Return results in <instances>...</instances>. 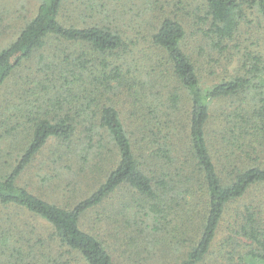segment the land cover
Here are the masks:
<instances>
[{
  "label": "trees",
  "instance_id": "trees-1",
  "mask_svg": "<svg viewBox=\"0 0 264 264\" xmlns=\"http://www.w3.org/2000/svg\"><path fill=\"white\" fill-rule=\"evenodd\" d=\"M196 1L189 14L178 10L182 18L150 9L142 44L108 22L67 25V0H39L0 51L1 91L52 39L88 48L47 71L43 105L24 111L29 141L0 173V214L43 219L51 240L17 237L0 224V264H117L100 233L113 225L135 240L134 264H264V0ZM183 17L195 20L190 30ZM209 60L211 82L203 75ZM227 60L232 71L219 74ZM1 125L0 146L12 132ZM48 143L74 178L93 181L79 189L71 176L73 204L19 182ZM91 212L94 232L82 223ZM158 244L167 254L157 258Z\"/></svg>",
  "mask_w": 264,
  "mask_h": 264
},
{
  "label": "rangeland",
  "instance_id": "rangeland-1",
  "mask_svg": "<svg viewBox=\"0 0 264 264\" xmlns=\"http://www.w3.org/2000/svg\"><path fill=\"white\" fill-rule=\"evenodd\" d=\"M183 1L187 2V4H182L179 0H162V2L158 0H67V7L62 15V22L67 25H83L86 24L84 20L88 23L97 20L108 22L107 24L119 25L126 28L136 38H142L141 42L144 44V40H147L149 37V28L143 30L142 27L146 24V13L150 9H152V11L150 10V14L153 12L161 14L172 11L174 12L172 13L173 16L182 18L180 15L181 11L178 10L185 8L188 10L187 14H189L198 4L196 0ZM89 5L93 7V12ZM38 7L39 0H0V51L17 38L26 23L36 15ZM106 9L116 11L119 14V19L112 20ZM183 18H185V26L190 30L189 26L195 20L188 17ZM193 41V36H190L188 40L190 46L193 44ZM84 49L88 48L74 42L52 39L46 48L25 62L23 66L14 72L12 78L3 85L0 91V121L4 126L1 125V127L5 130H12L11 134L6 136L5 144H1L0 146V173L3 175L12 169L18 160L17 157L21 156L22 149L29 141L30 131L27 129L29 128V124L25 121L28 113L25 115L24 111L27 109L34 111L38 105H43L45 99L43 102H41V99L45 87L50 85L48 78H46L47 71L51 69L50 67L53 69L64 56L68 59V53L75 57ZM49 60H51L52 65H44ZM211 62V60L207 62L206 71L203 74L206 81L211 80L212 77H207L208 73L215 69L212 67L213 63ZM232 69L233 66H230L227 60L226 65L220 66L221 71L219 74L223 72L227 73V71H232ZM52 82L54 83V81ZM51 87L53 89V84ZM23 122L27 123V127L21 128ZM18 124L20 126L15 129ZM4 129L1 128V131L4 132ZM54 147L55 143H48L31 165L23 172L19 182L35 194L49 201L60 205L73 204V202L79 199V195L75 191L77 187L76 183L70 179L72 175L68 171V158L58 161L59 157L58 154H54ZM74 179L79 181L76 178ZM88 182L93 181L89 180L86 182L85 179L79 181V189H86V183ZM112 202L120 201H118L116 196V200L113 199ZM109 207L111 209L115 208ZM96 221V214L94 212L87 213L82 221L83 227L94 232L93 227L95 226L96 228ZM25 223L29 226L21 227ZM0 224H4V226L9 224L8 226L12 227V231L17 237L26 231L29 234L30 240H51L49 237L51 229L47 225V222L39 217L27 215L16 209H11L6 213L4 212V214H0ZM113 227H116V225L110 228V230H113L111 233H109L110 230L105 232L106 230L102 231L101 229V237L105 239L117 264H134L133 261L136 257L135 240H131L128 235L125 238L123 229L117 228L115 230ZM172 229L173 226L169 230H164L163 233L166 234L167 231H171ZM47 245L45 250L50 251V241H47ZM154 248L157 258L167 254V250H164V247L162 248V244L154 245ZM141 250L144 249L141 248ZM45 254L47 253L45 252ZM71 264L82 263L81 261H74Z\"/></svg>",
  "mask_w": 264,
  "mask_h": 264
}]
</instances>
